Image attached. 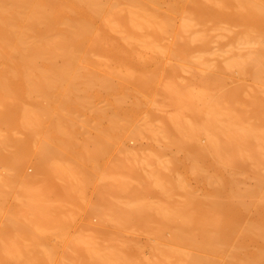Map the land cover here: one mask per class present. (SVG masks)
Returning <instances> with one entry per match:
<instances>
[{"label": "bare ground", "instance_id": "bare-ground-1", "mask_svg": "<svg viewBox=\"0 0 264 264\" xmlns=\"http://www.w3.org/2000/svg\"><path fill=\"white\" fill-rule=\"evenodd\" d=\"M2 169L0 264H264V0H0Z\"/></svg>", "mask_w": 264, "mask_h": 264}, {"label": "rangeland", "instance_id": "rangeland-1", "mask_svg": "<svg viewBox=\"0 0 264 264\" xmlns=\"http://www.w3.org/2000/svg\"><path fill=\"white\" fill-rule=\"evenodd\" d=\"M191 77L190 71H183L181 73V78L188 79ZM237 80H233L231 82L232 85L236 84ZM170 108H167V110ZM94 136V135H93ZM79 141L82 143L83 137L79 138ZM125 144L127 148L135 153L138 154L139 157L144 158L149 153H152L153 151L157 149H162L164 158H170L175 153L176 150L170 147H167L165 145L164 141L156 140L154 137H151L149 135H145L139 138H133L129 137L125 140ZM120 156H124L125 154L123 152L118 153ZM181 154V153H180ZM69 162H72L70 160ZM148 169V168H147ZM36 167L34 165H28L26 167V171L29 175H35L36 174ZM2 174L6 173V170L2 169L0 170ZM56 180L58 182H64L65 180L58 176V174L55 173ZM109 182L108 178L104 179H96L95 184H99V186L106 185ZM95 184L91 185L87 192L82 196L81 199H87L89 202L87 204L83 203V208L79 207L75 202L73 201H55L56 205L62 206L64 209V212L66 214L69 213H75L78 214L79 219L77 222L70 224L68 223V226H65V229L67 233L77 235V236H92L94 240L97 243H107L104 236L98 232V230L101 229L100 225V217L99 213L101 209H106L105 206L103 208H99L102 206L98 205V192L95 188ZM191 184L194 188L200 187V183L195 179L191 178ZM176 198L178 200L182 199L181 195H176ZM151 200L158 201L159 199L156 197H152ZM100 209L97 210V209ZM75 210V212H74ZM104 211V210H103ZM106 230H113L115 229L112 222H108L105 226ZM124 239L134 237L139 239L141 242H147L149 240V236L145 234L144 232L137 231L136 229H128L123 234ZM31 246L36 245L33 238L31 237ZM62 238L55 237L51 240L52 244H62L61 242ZM148 251V250H147ZM31 264H183V262H31Z\"/></svg>", "mask_w": 264, "mask_h": 264}]
</instances>
